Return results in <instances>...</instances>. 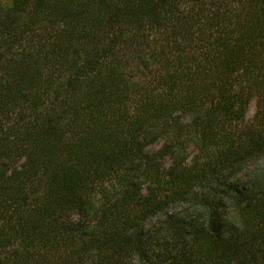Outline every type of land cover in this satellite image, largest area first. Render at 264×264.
<instances>
[{"label": "trees", "instance_id": "obj_1", "mask_svg": "<svg viewBox=\"0 0 264 264\" xmlns=\"http://www.w3.org/2000/svg\"><path fill=\"white\" fill-rule=\"evenodd\" d=\"M0 264H264V0H0Z\"/></svg>", "mask_w": 264, "mask_h": 264}, {"label": "rangeland", "instance_id": "obj_2", "mask_svg": "<svg viewBox=\"0 0 264 264\" xmlns=\"http://www.w3.org/2000/svg\"><path fill=\"white\" fill-rule=\"evenodd\" d=\"M255 107L254 104L252 103L249 107L248 113H247V120L252 118V115L254 113Z\"/></svg>", "mask_w": 264, "mask_h": 264}]
</instances>
